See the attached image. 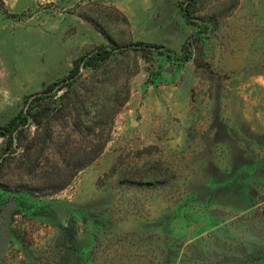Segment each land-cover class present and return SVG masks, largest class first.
I'll list each match as a JSON object with an SVG mask.
<instances>
[{
	"label": "rangeland",
	"instance_id": "rangeland-1",
	"mask_svg": "<svg viewBox=\"0 0 264 264\" xmlns=\"http://www.w3.org/2000/svg\"><path fill=\"white\" fill-rule=\"evenodd\" d=\"M0 264H264V0H0Z\"/></svg>",
	"mask_w": 264,
	"mask_h": 264
},
{
	"label": "trees",
	"instance_id": "trees-1",
	"mask_svg": "<svg viewBox=\"0 0 264 264\" xmlns=\"http://www.w3.org/2000/svg\"><path fill=\"white\" fill-rule=\"evenodd\" d=\"M30 110H20L16 116H14L5 126L0 127V137L9 136L13 137L15 133L22 134L24 129L21 128L30 118Z\"/></svg>",
	"mask_w": 264,
	"mask_h": 264
}]
</instances>
